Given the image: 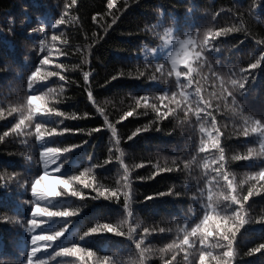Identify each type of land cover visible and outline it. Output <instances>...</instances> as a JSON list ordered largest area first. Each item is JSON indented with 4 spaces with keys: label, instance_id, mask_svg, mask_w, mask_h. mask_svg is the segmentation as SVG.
Segmentation results:
<instances>
[{
    "label": "trees",
    "instance_id": "16d2710c",
    "mask_svg": "<svg viewBox=\"0 0 264 264\" xmlns=\"http://www.w3.org/2000/svg\"><path fill=\"white\" fill-rule=\"evenodd\" d=\"M71 2L0 0V106L19 108L25 93H47L51 88L54 92L47 97L50 105L67 114L90 115L83 119L38 115L34 118L37 122L57 128H100L91 134L64 132L40 141L32 136L25 142L23 136L15 135L0 141V173H18L11 182L0 185V215L15 217L13 221L0 223V264H26L32 234L24 225L33 197L24 181L30 182L46 171L39 159L43 147L76 145L55 161L58 170L53 175L69 177L94 166L97 183L116 187L122 181L123 171L116 160L118 153L111 130L104 126L97 107H103L110 122L116 125L122 140V160L131 169L132 226L138 228L133 235L139 240L145 227L150 234L144 237L140 250L135 248L133 237L111 232L84 235L97 223L119 225L124 218L123 197L114 202L74 185L75 190L90 195L79 198L63 193L41 201L42 206L53 211H77L68 217L42 218L37 234L61 231L62 235L36 258L46 264H79L74 257L57 254L60 248L75 244L97 256L111 257L113 264H140L141 255L145 264H163L162 257L171 261L173 256L176 264H194L201 247L198 240L193 248L186 249L187 262L184 251L162 250L177 240L180 226L198 222L206 203L217 205L221 215L231 212L235 205L222 200L227 187L223 182L225 172L234 178L241 194H246L249 187H259L256 182H248L247 173L264 168V158L234 162L233 154L243 153L248 147L259 150L264 142V129L252 131L257 122L264 123V56H261L264 44L257 41L264 37V0H255L250 11L253 0H115L119 11H115L114 17L107 0H77L65 22L55 26L64 5ZM94 16L102 18L99 24L93 21ZM102 25L111 27L105 32ZM218 29L233 31L204 46V33ZM53 35L59 37L54 43ZM40 39L47 41L43 54L51 49L52 59L42 71H59L65 81L53 76L28 90L26 76L42 56ZM184 44L190 46V56L173 65L172 50ZM259 56V65L245 71ZM84 71L92 73L90 85L98 102L95 105L84 91ZM117 71L139 76H120L105 83ZM144 95L150 98L144 100L148 107L141 106L137 111L146 114L120 122L124 111L136 105L130 97ZM157 112L170 117L159 120ZM17 119L18 114L8 116L6 111L4 118H0V134ZM150 121H157L159 129L150 127L126 140L132 130ZM220 135L227 169L217 149L216 139ZM109 148L113 149L111 153ZM159 168H179V171L137 179L151 177ZM55 186L56 178L49 177L40 188L43 191ZM169 188L178 195H153L150 200L145 199L153 193H166ZM119 190L126 191L122 183ZM245 206V216L251 217L253 223L245 224L237 233L233 264H264V250L245 255L264 241V224L255 222L264 215V191L250 197ZM37 214L44 215L42 210ZM129 226L121 225L126 234ZM209 228L217 230L214 223ZM209 243L216 242L210 239ZM210 250L215 254L214 249Z\"/></svg>",
    "mask_w": 264,
    "mask_h": 264
},
{
    "label": "snow or ice",
    "instance_id": "6c2138e0",
    "mask_svg": "<svg viewBox=\"0 0 264 264\" xmlns=\"http://www.w3.org/2000/svg\"><path fill=\"white\" fill-rule=\"evenodd\" d=\"M77 4V0H72L71 4L66 3L64 5V10L60 12L59 18L55 20V26L61 25L65 22L66 14L72 9V6ZM108 9L112 10L113 17L115 16V11H119L116 6L115 0H107ZM255 7V0L249 6V11ZM100 19L97 16L93 17V21L96 23H100ZM239 19V17H237ZM113 23H115V19H113ZM111 25L103 26V31H108V28ZM11 31V29L9 30ZM31 31V30H30ZM40 31L43 32V28H40ZM233 29H218V30H210L204 33L202 37V43L204 46L209 45L217 37L223 36ZM95 38V34H94ZM59 39L58 36L53 35L51 37V41L54 43ZM259 43L264 44V37L257 40ZM40 53L42 54L38 65L26 76V87L28 90L33 89L34 85L38 84L41 81L46 80L49 77H59L60 81H65V76L61 75L59 71H42L46 65L51 64V49H48V54H43L46 49L47 41L45 39H40L38 41ZM63 55V54H61ZM185 56L188 53L184 54ZM264 56V53L261 54ZM173 65L177 63L176 57L172 58ZM182 62V61H181ZM261 62V57L257 58L254 62L247 65L244 69L248 71L249 69L256 68ZM92 74V73H91ZM91 74L89 71H84L82 73V77L84 80V91L87 93V99L92 104H97V100L92 94V88L90 85ZM129 76V77H137L139 74H134L133 72H123L117 71L115 75H109L105 83H108L110 80L115 79L120 76ZM63 88V85H61ZM54 89L48 88L47 93L44 91L37 92L35 94L25 93L24 96L20 98L21 103L20 107L17 108L15 106H9L7 109L2 105L0 106V118H4V114L7 111L8 116L12 114H18L19 119L16 120L11 128L4 131L0 134V141H4L5 137L9 135H15L17 137L23 136L26 142L28 137L34 136L37 141L43 140L46 137H50L53 135L63 134L64 132H84L86 134H91L93 131H99L100 128H93L90 130L85 129H71V128H57L50 127L40 122H37L34 118L38 115H55L60 117L61 119H83L87 118L90 113L85 112L83 115H78L76 113L67 114L64 111L58 110L55 106L50 105L48 101V96L52 95ZM130 99L136 101L135 107L132 110L124 111L123 115L119 117V121L122 122L130 116H138L145 115L146 112H139L141 106L145 109L148 105L144 104V100L150 99L149 96H131ZM39 101V103H35V101ZM26 107V114H25ZM96 112L99 115L103 116L104 126L111 130L112 140L114 143L115 152L118 153L116 155V160L120 162V168L123 171V178L121 182L117 183L116 187H105L104 185L97 183L94 179L95 174L93 173V167L85 168L80 171L76 175H72L69 177H61L53 175L54 171H57L54 167L55 161L60 157V155L64 152L70 150L71 147H75L76 145L69 146H45L41 149L39 154V159L42 161L45 166L46 171L29 181H24V183L29 184V191L33 197V200L30 201L32 207L29 218L25 221L26 230L31 233L30 238V248L27 253L26 264H46V262L42 259L36 258L37 254L42 250L50 247L51 242L56 240L58 237L62 235L61 231H57L51 234L39 233L37 234V230L39 225L43 222V217H68L71 215H75L77 210L73 209H63V210H50L47 207L42 206L41 201L56 195H60L63 193H70L72 196L83 198L86 195H90V193H83L81 191L75 190L74 185L82 186L83 188L90 189L91 193H95L97 197H103L105 199L113 200L114 202H120L121 197H123V213L124 218L121 220L119 225L114 226L112 223L105 222L103 224L97 223L95 226H91L87 229L84 235H88L90 233H99V232H111L117 235L125 236V237H133L134 245L137 250L141 249L142 243L144 241V237L150 234L149 228L145 227L143 229V233L141 234V238L138 240L134 232H138V228L133 227L134 220L132 219V212L130 205L132 203V181L130 178L131 169L128 165L122 160L124 156V152L122 151L121 138L119 137V133L117 131L116 125L110 122L109 116L105 113V109L103 107H97ZM157 117L159 120L167 119L170 115H165L163 112H157ZM27 125V127H26ZM34 125V129H33ZM150 127H155L159 129V123L157 121H150L148 124L143 126H138L134 130L130 132L129 135L126 136V140L131 139L133 136L137 135L142 131H147ZM260 129H264V123L257 122L253 127L252 131H257ZM215 132V130H213ZM245 137L248 135L247 128L244 132ZM222 135L217 137V149L220 151L224 168H228L227 157L224 151V148L221 144ZM110 153L113 151L112 148L108 150ZM25 156H28V153L25 152ZM251 158H264V142L260 143L259 150H256L254 147H248L243 153H235L233 154V161L240 160H248ZM107 161H111V159H106ZM143 165H137L136 167H142ZM158 167V166H153ZM179 171V168L171 169V168H159V171H154L151 177H137V179H150L154 178L156 175L162 172H171V171ZM18 176L17 172H2L0 173V185H6L11 182L15 177ZM49 177L56 178V186L52 188H46L41 191L40 186L44 184L45 180ZM248 182L251 184L252 182H256L259 187L253 186L249 187L246 194H241L239 190V186L234 183V178L225 172L224 183L226 184L225 194L222 196V200L224 202H231L235 207L231 210L229 214H219L217 212V205H213L210 202L206 203L202 207L203 215L198 219V222L187 224V226H180L178 228L177 240L172 244L165 245V249L162 251H166L168 249L180 250L185 252L184 260L188 261L189 256L186 251L188 248H193L196 244L197 240L199 245L201 246L198 251V256L194 261V264H233V260L236 257V248L234 245L237 233L240 229L247 223H253L251 217L245 216V209L247 208L246 202L250 199V197L256 196L259 192L264 191V168H260L257 171H249L247 173ZM121 183L123 188L126 191H120ZM23 186V184L21 185ZM178 195V193L174 192L172 188H169L166 193H153L152 195L146 196V200H150L153 195ZM202 199V197H201ZM211 197H209V201ZM43 211L44 215H38L37 213ZM15 220V217H10L8 215H0V223L9 222ZM256 223L264 224V215H261L256 221ZM124 223H128L129 230L127 234L122 230L121 225ZM216 224L217 230L212 231L209 228L210 224ZM161 232L165 231L164 229H160ZM182 233V238L180 234ZM214 240L215 244H210L209 240ZM215 250V254L212 250ZM264 250V241H261L259 244L253 246L248 250L245 255H253L257 252ZM58 255L74 257L79 262V264H113L111 257L109 256H97L92 250L81 248L75 244L70 247H62L59 249ZM163 264H176V257L173 256L172 260L169 261L167 258L162 257ZM140 264H145V257L141 255L139 257Z\"/></svg>",
    "mask_w": 264,
    "mask_h": 264
},
{
    "label": "rangeland",
    "instance_id": "374dc122",
    "mask_svg": "<svg viewBox=\"0 0 264 264\" xmlns=\"http://www.w3.org/2000/svg\"><path fill=\"white\" fill-rule=\"evenodd\" d=\"M189 42V39H188ZM188 53L187 56H185L184 54ZM191 53V49L190 46L188 44H184V45H178L176 47H174V49L172 50L171 53V61L173 62L172 58L176 57L177 59V63L175 65H177L179 62L184 61L185 59H187L190 56Z\"/></svg>",
    "mask_w": 264,
    "mask_h": 264
}]
</instances>
